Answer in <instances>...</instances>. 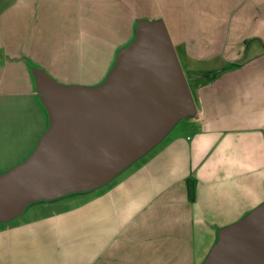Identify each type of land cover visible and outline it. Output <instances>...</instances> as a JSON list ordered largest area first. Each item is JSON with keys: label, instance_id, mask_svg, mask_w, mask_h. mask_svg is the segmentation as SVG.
<instances>
[{"label": "crops", "instance_id": "0c3cea01", "mask_svg": "<svg viewBox=\"0 0 264 264\" xmlns=\"http://www.w3.org/2000/svg\"><path fill=\"white\" fill-rule=\"evenodd\" d=\"M0 9L8 26L0 35V79L17 88L35 90L29 60L41 57L59 58L50 71L69 83H100L112 62L95 82L92 57L115 58L139 20H162L200 90L195 115L118 178L40 202L38 212L33 202L0 222V264H201L218 230L264 201V123L215 127L217 111L205 95L218 76L246 69L243 58L264 47V0H0ZM46 25H71L75 35L69 43L63 31L45 38ZM68 56L86 64L61 60ZM80 66L86 75L79 77ZM40 122L49 125L46 109Z\"/></svg>", "mask_w": 264, "mask_h": 264}, {"label": "water", "instance_id": "95a60500", "mask_svg": "<svg viewBox=\"0 0 264 264\" xmlns=\"http://www.w3.org/2000/svg\"><path fill=\"white\" fill-rule=\"evenodd\" d=\"M30 70L49 125L23 162L0 173V222L33 202L107 184L197 110L162 20H139L97 85ZM201 264H264V201L221 227Z\"/></svg>", "mask_w": 264, "mask_h": 264}, {"label": "rangeland", "instance_id": "374dc122", "mask_svg": "<svg viewBox=\"0 0 264 264\" xmlns=\"http://www.w3.org/2000/svg\"><path fill=\"white\" fill-rule=\"evenodd\" d=\"M71 27V25H46V30H43V34L45 38L55 39L59 36L60 31H63L64 35L60 36L67 37L69 39L67 43H69L71 36L75 35ZM76 27L82 29L84 26ZM7 30L8 26L0 22V35L6 33ZM88 35L89 32L84 31L82 36ZM46 40L48 41V39ZM48 50H51V48H48ZM92 59V69L90 70L89 68V75L93 76L95 82H97L98 73L103 71L102 74L104 73V76L115 62L116 57L93 56ZM109 59L110 63H112L108 68L107 66L110 63L107 65V60ZM58 60L59 58L41 57L39 58L40 62L33 59L32 61L29 60V63L31 67L43 68L61 84H80L76 82L69 83L64 78H59L55 72L50 71V64L57 69ZM61 60L66 61L70 65H76V62L83 65L86 64L85 58L82 56L73 58L71 56L61 57ZM242 61L247 66L246 69L240 72L236 71L230 75L218 76L213 81L215 82L213 87L205 91V95L214 103L212 111H217L218 120L215 124L213 123L215 127L232 130L241 127H253V125L259 127L264 123V86L249 85L251 82L264 81V47L253 54L246 55ZM85 70V68L80 66L78 76L86 75ZM67 71L71 70L68 69ZM186 77L195 103L198 106L200 105V90L194 88L188 74H186ZM97 84L99 82L94 85ZM17 87H19L17 83H11L8 79H0V173L23 162L33 152L41 135L48 127L45 123L40 122V113H43L45 109L33 86L30 90L26 88L22 90V88ZM178 124L172 132L182 126L183 121H179ZM40 202H44V200L33 203L36 206L35 212H38ZM31 209L32 207H30Z\"/></svg>", "mask_w": 264, "mask_h": 264}, {"label": "trees", "instance_id": "16d2710c", "mask_svg": "<svg viewBox=\"0 0 264 264\" xmlns=\"http://www.w3.org/2000/svg\"><path fill=\"white\" fill-rule=\"evenodd\" d=\"M188 196H189L190 200H193V198H194V185L191 181H189V183H188Z\"/></svg>", "mask_w": 264, "mask_h": 264}]
</instances>
